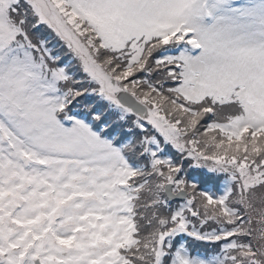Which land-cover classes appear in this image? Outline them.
Returning a JSON list of instances; mask_svg holds the SVG:
<instances>
[{
    "label": "snow or ice",
    "instance_id": "snow-or-ice-1",
    "mask_svg": "<svg viewBox=\"0 0 264 264\" xmlns=\"http://www.w3.org/2000/svg\"><path fill=\"white\" fill-rule=\"evenodd\" d=\"M0 264H264V0H0Z\"/></svg>",
    "mask_w": 264,
    "mask_h": 264
}]
</instances>
